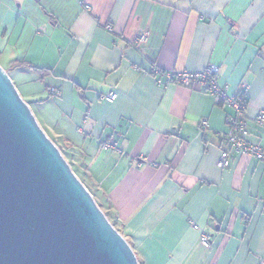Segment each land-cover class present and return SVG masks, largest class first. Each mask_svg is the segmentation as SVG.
Wrapping results in <instances>:
<instances>
[{"label":"crops","instance_id":"1","mask_svg":"<svg viewBox=\"0 0 264 264\" xmlns=\"http://www.w3.org/2000/svg\"><path fill=\"white\" fill-rule=\"evenodd\" d=\"M210 64L230 94L246 85L245 137L264 145V0H0V66L36 87L37 123L139 264L264 261L263 164L233 154L216 166L232 111L147 74Z\"/></svg>","mask_w":264,"mask_h":264},{"label":"water","instance_id":"2","mask_svg":"<svg viewBox=\"0 0 264 264\" xmlns=\"http://www.w3.org/2000/svg\"><path fill=\"white\" fill-rule=\"evenodd\" d=\"M0 264H139L1 66Z\"/></svg>","mask_w":264,"mask_h":264},{"label":"built area","instance_id":"3","mask_svg":"<svg viewBox=\"0 0 264 264\" xmlns=\"http://www.w3.org/2000/svg\"><path fill=\"white\" fill-rule=\"evenodd\" d=\"M85 10L90 11V7L85 5ZM105 30L111 32L112 26L108 22L104 26ZM147 40V33H140L134 39V44L138 45L144 43ZM219 72L218 66L214 64L208 65L202 71H187V70H163L156 65H152L148 70L149 74L155 84L160 87H165L171 84H175L182 87H192L203 90L209 94L217 105L226 107L232 111L230 115L226 117L227 133L226 139L229 144V150L221 151L219 158L216 162V166L219 169H227L230 166L232 155H245L252 157L261 162L264 166V145L254 144L246 139L247 134V117L246 108L247 101L244 98L246 92V85L242 84V89L238 94H230L228 92L227 85H220L217 80ZM49 93H53L50 90ZM116 95L113 92L101 95L100 99L112 102ZM255 121L259 125L264 124V112L259 111L255 118ZM199 128L204 131L208 128V121L202 119L199 122ZM101 149L107 151L109 149H115L110 141L102 142ZM193 228H197L194 224ZM199 242L204 247H209V238L205 234H201ZM260 264H264L262 261Z\"/></svg>","mask_w":264,"mask_h":264},{"label":"rangeland","instance_id":"4","mask_svg":"<svg viewBox=\"0 0 264 264\" xmlns=\"http://www.w3.org/2000/svg\"><path fill=\"white\" fill-rule=\"evenodd\" d=\"M7 73H9V76H10L13 84L16 85L17 88L19 89V95H20V97L23 99L24 102H27L29 100L28 97H27V92H28L27 89L30 88V89H32L31 91H35L36 90L35 89L36 87L33 84H30V83L25 84V86H21V82L16 81L15 80V76L13 74H10V72H7ZM25 87H27V89H25ZM43 100L44 101L39 102V105L38 106H36V104H35L36 102H33V109L34 110H37V111H40V113L42 114V116L44 115V113H45V111L47 109V107L45 105L46 104L45 99H43Z\"/></svg>","mask_w":264,"mask_h":264},{"label":"trees","instance_id":"5","mask_svg":"<svg viewBox=\"0 0 264 264\" xmlns=\"http://www.w3.org/2000/svg\"><path fill=\"white\" fill-rule=\"evenodd\" d=\"M32 69H35V70H41V71H43L44 69H42V68H37V67H34V66H30Z\"/></svg>","mask_w":264,"mask_h":264}]
</instances>
